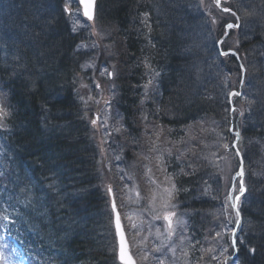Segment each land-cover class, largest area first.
<instances>
[{
	"label": "trees",
	"instance_id": "16d2710c",
	"mask_svg": "<svg viewBox=\"0 0 264 264\" xmlns=\"http://www.w3.org/2000/svg\"><path fill=\"white\" fill-rule=\"evenodd\" d=\"M145 2L148 6L143 12L131 17L121 13L131 0L99 2L98 22L115 31L110 45L118 50L112 59L115 75L119 73L115 106L123 119L121 134L125 137V130L128 133L123 143L129 150L136 149L138 136L151 128L156 136L169 134L185 143L190 153L194 144L192 147L200 152H206L207 145L212 148L199 163L200 171L195 170L198 163L187 160L191 154L182 158L174 178L178 195L184 197L178 200L202 213L205 210L199 195H222L230 186L224 170L233 171L239 166L234 156L235 139L229 137L228 130L232 118L244 116L234 128L241 135L238 145L247 170L245 176L251 179L245 188L253 193L246 194L239 214L245 231L255 235L247 239V245L258 251H244L246 244H240L239 259H246V264H264V243L256 237L264 235V59L254 56L259 71L246 67L243 96L231 100V93L239 92L242 79L239 62L230 56L221 62L210 61L216 48L207 44L208 39H219L223 30H210L205 26L210 27L207 21L204 24L201 18L191 19L189 10L197 0ZM11 3L23 10L27 23L26 35L23 29L15 40L7 41L0 32V92L8 102L7 124L0 132V172L9 181L14 178L20 200L28 207L4 208L14 219V230L26 256L47 250L53 253L50 259L55 264H118L106 172L99 175L98 143L93 125L84 118L89 107L82 105V99L81 107L75 106L73 85H78V70L72 72L70 50L82 37L74 34L68 20L65 22L66 12L55 0ZM260 4L264 5V0H256L255 5ZM6 5L7 0H0V6ZM124 21L123 29H118L117 22ZM170 35L178 38V46L164 42ZM260 38L252 48L262 47L264 52V38ZM147 40L157 44L160 58L147 52ZM229 42L224 52L234 51ZM222 63L230 67L223 69ZM209 69L213 74H207ZM249 87L254 88L253 94L248 93ZM143 94L146 97L141 99ZM254 122L262 133L251 130ZM141 125L142 131L138 130ZM232 155L234 165L222 167L220 158ZM62 191L66 198L58 199L56 194ZM92 208L98 214L85 220ZM61 211L65 213L64 222L59 220ZM260 251V258L249 257Z\"/></svg>",
	"mask_w": 264,
	"mask_h": 264
},
{
	"label": "rangeland",
	"instance_id": "374dc122",
	"mask_svg": "<svg viewBox=\"0 0 264 264\" xmlns=\"http://www.w3.org/2000/svg\"><path fill=\"white\" fill-rule=\"evenodd\" d=\"M255 2L256 0H197L195 5L201 11L198 17L207 21L210 30H223L219 39L212 36L208 39L209 43L207 44L214 45L216 49L223 45L226 49L230 45L229 41L233 43L230 49L234 51H229L226 55L225 52L220 54L222 56L220 61H224L226 57L230 56V59L234 57L239 62V70L242 76L239 92H236L239 95L232 97L231 100L243 96L244 87H246L243 79L246 76V67L249 66L250 70L259 71L258 67L254 65V56H262L264 59L262 47L253 49L249 44L253 34H259L264 38V30L260 31L264 27V5L257 6ZM225 8L229 11H224ZM70 9L71 18L65 13V22L68 20L72 30L80 37L88 38L82 44L81 49L84 53H88V57L84 60L89 66L80 65L78 72L87 73L86 70L90 67L89 74L93 78L89 88L84 85L80 87L79 84L76 85L75 83L73 89L76 90L75 95L77 97L80 96V99L87 101L88 106L97 108L99 119H95L91 115L90 109L84 118L93 125L94 137L98 143L96 147L99 150V175L102 177L105 170L106 180L108 177L106 186L108 198L110 202L111 200L114 202L115 209L120 206L123 210V226L128 233L127 239L135 264H246V259L240 257V261H238V257L234 256L236 255L235 252L239 251L240 244H246L244 251L246 249L252 252L258 250L255 246L247 245V239L255 237V235L245 231L244 226L239 231L232 232L233 230L231 231L230 228L220 230L219 225L213 224L209 234L212 239L218 236L216 238H219L218 245L215 244V240L212 243L204 244L200 239L194 238L190 221L192 222L200 216L194 210L188 209L186 204L183 206V202L178 200V198L181 200L184 197L178 195L175 177L168 176L161 163V158L166 155L165 152V155L162 154L161 156V150L157 149L152 152V149H148L146 145L143 146L142 144H135L136 149L132 150L127 147L124 151L122 150L123 152L114 150L120 141L119 138H115V135L122 136L121 129L124 127L122 126L123 119L118 113V107L115 106V99L119 91L117 87L119 73H116L115 78H113V73L108 74L106 68L111 63V58L118 55V50L110 44L107 45L103 63L97 62L99 54L95 56L93 54L98 52L99 41L102 39L100 38L95 42L97 24L95 22L90 24L83 19L80 7L76 2L72 3ZM74 14L79 20L78 30L73 28ZM228 24H232L233 27L228 28ZM220 66L225 69L229 65ZM111 75L114 81L110 80ZM92 86H94L93 89H91ZM248 93L253 94L254 88L249 87ZM0 96L4 100L2 92H0ZM145 97L143 94L141 99ZM82 103V105H86L84 102ZM232 107L234 106L232 105ZM233 112L234 110H232ZM141 127L142 125L138 127V130L142 131ZM4 128L5 126H1V129ZM112 133L116 134L112 135ZM125 134L127 137L126 130ZM229 137L236 140L234 136L229 135ZM142 140L145 141V144L149 141V139L145 140L144 136ZM238 144L239 142L234 148V156L243 159V153ZM130 145L134 146L132 143ZM163 146L164 144L161 145L162 148ZM192 146H190L192 148L191 156L187 159L190 163H203L204 155L212 151L208 145L205 146L209 150L206 152H200L199 149ZM234 156H226L225 158L222 156L219 160L221 161L220 165L229 168V165L233 164L231 159H234ZM199 165L195 170H201L202 165ZM111 176H114L115 179L111 180ZM56 197L65 199V191L56 194ZM110 208L111 211L115 210L113 206ZM237 213L239 212H235L233 225L236 222ZM244 223L242 216H240L239 225ZM239 232L242 233V237L237 236ZM233 235L236 241L228 243L225 247L224 243L227 242L229 236L233 241ZM256 237L257 240L260 239L262 240L261 243H264V235H256ZM6 244L8 241L4 242L3 236L0 234V246H6ZM232 250L233 253L231 254ZM259 253L261 251L256 253L257 255L251 253L249 257L252 260L258 259L260 258ZM0 255V264H13L11 252L8 255L6 250H2ZM131 255L129 257L132 259ZM261 256H264V249Z\"/></svg>",
	"mask_w": 264,
	"mask_h": 264
},
{
	"label": "bare ground",
	"instance_id": "6f19581e",
	"mask_svg": "<svg viewBox=\"0 0 264 264\" xmlns=\"http://www.w3.org/2000/svg\"><path fill=\"white\" fill-rule=\"evenodd\" d=\"M74 2H76L78 6L80 7L81 16L83 17L85 21L89 22L90 24L92 22H95L97 24L96 26L97 28L96 36L97 37L95 39V42H97L100 38L102 39L99 41L98 52L93 55L95 56L96 54H99L97 62L103 63L105 59L104 52L105 50H107L106 49L107 45H109L112 42V36L115 34V31L113 29L108 28L106 24H103L102 22H98V16H99V12L101 9L99 2L102 3L104 2V0H94V10H93L92 19H88L87 16L85 15L84 6L82 5L80 0H73V1H68V2L62 1V0H55V3L58 6H62V9L65 10L66 14L69 15L70 18H71L70 8L72 7V3ZM131 2H132L131 5H128L121 12L123 15L131 17L134 14H140L143 12L144 8L148 6L145 0H143V2L141 0H131ZM14 4L15 3H11V0H7V5L5 7L0 6V32L3 33L7 41L15 40V38L19 36L21 30L24 29V32H25V28H26L25 25L27 23L25 16L22 13L23 10L19 11V9H17L15 6L16 4L15 5ZM200 12L201 11H199L194 6L191 10H189L191 19L193 20V18H200L198 17ZM201 19L202 21H204L203 23L206 24L205 23L206 20L203 19L202 17ZM117 24H118L117 25L118 29H121V28L123 29L125 25V21L122 24H119L117 22ZM205 26L209 29V26L207 24ZM73 28H77V30L79 28V20L76 14L73 15ZM73 32L75 35H77L75 31ZM24 34L26 35V32ZM136 34H134L135 39H137V37L139 38V33L136 32ZM87 39L88 38L84 39L82 37L79 42L77 43L75 42L76 44L71 46L70 51H71V56L73 57L72 65L74 66L72 67V72L77 71L80 65H82L83 67L89 66V64H87L86 61L84 60L86 57H88V53H84L81 49L82 44L85 41H87ZM260 40L261 38L259 35L253 34V37L249 40V44L250 46H256L260 42ZM164 42L168 43L169 45L173 47H176L180 44L178 38L173 35L168 36L164 40ZM146 49H147V52L152 53V56L155 57L156 59L160 58V53L157 51V44L155 42L147 40ZM88 51L90 52L91 50H88ZM224 51H225V47L223 45H221L219 49L213 50L211 57H210V61L216 62L219 60V62H221L220 58L222 56L220 54L224 53ZM225 53H228V52H225ZM222 65L224 64L222 63ZM114 68H115L114 60L111 58V63H109V66L106 69L108 70V74L113 73V78H115ZM86 71L87 73L78 72L76 74L75 80L80 85V87L84 85L85 87L89 88L92 85L93 78L91 74H89L90 67ZM199 71L200 73H202L201 70ZM211 73L213 74V70L209 69L207 74H211ZM113 78L111 75L110 80L114 81ZM93 88L94 86H92L91 89ZM75 101H76L75 106L80 108L81 99L79 100V97H77ZM84 103L86 104L85 107H89L88 110L90 109L91 115L95 119H99L97 108L88 106L86 100H84ZM7 104L8 102L0 99V132L5 130V128L1 129V126L6 127V124H7V120H8L7 119V114H8ZM242 107H248V106L243 105ZM244 119H245L244 116H241L238 118H232L229 130H228V134L230 136L237 137L236 133H239V137H241L240 132L234 128V125H236L237 122L242 121ZM251 130L262 133L261 127L256 122L252 124ZM115 134L116 133H112V135H115ZM143 136L145 140L149 139V141H147L146 144H145V141L142 140ZM138 137H139V140L135 144L139 143V144H142L143 146L146 145L148 149H152V152L157 149L161 150L160 152L161 156L165 152L166 155L164 154L165 156L161 158V163H162V166H164L165 168L164 169L165 173L168 174V176L173 177V178L175 177L177 173L178 163L181 162L182 158L189 157L191 154L190 152H188V148L185 143H180L179 140L177 141V139H174V137L169 134H167L166 137L161 138V136L159 135L156 136V134H153L152 131L145 130ZM119 140H120L119 145L116 148H114V150L123 152L124 149H127V147H125V144L123 143L125 140L124 133L122 136L119 137ZM163 144L164 146L162 148L161 145ZM97 151L99 154L98 148H97ZM123 166H126V165H123ZM245 171L247 170L244 166V161L233 171L228 172V169H225L224 172L226 173L224 177L226 178V181H228L230 185L229 188H224L223 193L220 196L209 195L207 193L199 195L198 200L200 203L203 204V208L205 211L202 213H198L200 218L195 219L192 222L190 221L192 225V228H191L192 234L195 239L196 238L200 239L204 244L212 243L214 240L216 241V238L218 237L217 236L215 239L210 238L211 236L209 232L213 224L219 225L220 230H224L232 226L235 220L236 209L242 204V201L245 199L246 194H252L253 190H251L250 188L248 190H245L243 194H238L234 196L226 195V192L228 191V189L232 190V189H236L240 187L241 183L243 184V186L249 187L251 179L245 175L240 174L241 172L245 173ZM248 172L250 173L251 171L248 169ZM110 179L114 180L115 177L111 176ZM107 180H108V177H107ZM12 181H14V178H12L9 181V178H6L4 173L0 172V206H3V207L12 206V207H15L16 209L25 210L28 207V205L24 203L22 200H20L19 185H15V183ZM115 185L118 186L117 184ZM237 197L239 199H237ZM182 205L184 206L185 203H182ZM111 213L112 214L110 216V220L112 222V230L114 233V238L112 239H113V244H115V248H116V251H115L116 261L118 264H122V261L120 258V254H121L120 239L122 238V236L124 238L123 242H124L125 258H128L131 255V250H130L129 242L127 239L128 233H126L125 228L123 226L124 217H123L122 208L118 206V209L116 207V209L114 211H111ZM37 214H38V211L36 210V216ZM64 214L65 213L63 211H61L59 214V218H60L59 220L61 222L62 221L64 222V218H65ZM97 214L98 212L95 211L94 208H92L84 219L85 220L92 219ZM39 221L46 225V222H44L43 220L39 219ZM107 235L108 234H106V236ZM108 239L112 242L110 234H109ZM51 256H53V253L45 250L44 252H39L37 254L31 255V259H32L33 264H55V261L50 259Z\"/></svg>",
	"mask_w": 264,
	"mask_h": 264
},
{
	"label": "snow or ice",
	"instance_id": "6c2138e0",
	"mask_svg": "<svg viewBox=\"0 0 264 264\" xmlns=\"http://www.w3.org/2000/svg\"><path fill=\"white\" fill-rule=\"evenodd\" d=\"M85 8L86 9L88 8V5L87 4L85 5ZM224 11H229V9L225 8ZM85 15H87L89 19H92V15L88 11L85 12ZM227 27L228 28H232L233 25L232 24H228ZM226 54L227 53H225V55ZM232 95L233 96H237V95H239V93L233 92ZM236 136H237V138H239V133H236ZM237 154H239V153H237ZM240 174L243 175L242 172ZM240 191H241V194H243L244 188H243V184L242 183H241V186H240ZM237 199H239V198L237 197ZM237 214L239 215V213H237ZM165 218L167 219V217H165ZM120 258H121L122 264H126V262H125V250H124V242H123V239L121 241V254H120Z\"/></svg>",
	"mask_w": 264,
	"mask_h": 264
},
{
	"label": "water",
	"instance_id": "95a60500",
	"mask_svg": "<svg viewBox=\"0 0 264 264\" xmlns=\"http://www.w3.org/2000/svg\"><path fill=\"white\" fill-rule=\"evenodd\" d=\"M82 5L84 6V12L88 11L89 13H91V15L93 16V10H94V0H80ZM88 5V8L86 9L85 8V5ZM87 16V15H86ZM88 18V16H87ZM89 19V18H88ZM113 208L115 209V207L113 206ZM122 239L124 240L123 236L122 238L120 239V241H122ZM130 257L128 258H125V262L126 264H134V261L133 259H129Z\"/></svg>",
	"mask_w": 264,
	"mask_h": 264
}]
</instances>
